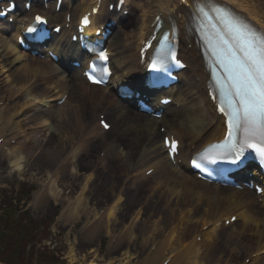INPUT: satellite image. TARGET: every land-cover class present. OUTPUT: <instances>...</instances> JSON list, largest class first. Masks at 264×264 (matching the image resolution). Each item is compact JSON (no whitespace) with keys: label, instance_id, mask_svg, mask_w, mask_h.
I'll list each match as a JSON object with an SVG mask.
<instances>
[{"label":"bare ground","instance_id":"6f19581e","mask_svg":"<svg viewBox=\"0 0 264 264\" xmlns=\"http://www.w3.org/2000/svg\"><path fill=\"white\" fill-rule=\"evenodd\" d=\"M33 1L28 11L16 1L19 10L12 15L14 24L0 22V156L14 167H7L8 174L22 171L21 178L26 175L37 183L36 209L46 213L59 205L58 218L69 223L81 221L72 237L70 255L67 252L69 264L79 238L83 246H94L92 257H96L101 237H107V251H122L120 264H158L170 251L176 254L167 264H264V259L255 256L264 249V208L253 195L197 180L186 173L187 165L179 169L184 159L222 133L219 121L212 124L204 88L193 85L185 91L180 80L165 90L172 97V104L166 107L173 115L170 120L134 112L113 93L129 76L139 79L142 69L137 50L151 32L150 23L156 15L164 28L171 23L180 28V56L193 71L197 69L193 38L187 35L193 5H186L191 0H128L132 16L128 15L107 40L113 73L104 87L84 82L80 76L83 65L80 69L68 65L71 58L82 61L83 53L64 37L75 30L70 22L94 0H65L60 13L54 12L53 5L44 11ZM217 1L232 6L264 30V0ZM34 11L44 13L51 23H62L60 17L65 16L64 23L69 24L49 44L60 54L57 62L31 57L16 47L20 24L28 22ZM181 76L182 81L197 79L190 76L189 69ZM84 87L99 90L97 101ZM65 94V100L54 105ZM104 99L112 107L108 111ZM91 103L93 115L106 114L110 123L107 132L100 130L91 116L90 126H85L82 112ZM120 119L129 124L114 130L116 136L107 139ZM158 125L165 128L160 139ZM170 134L180 147L173 161L162 145V136ZM99 135L102 142L95 139ZM149 137L151 142L139 144V138ZM231 215L238 216L232 225H218L219 218ZM245 258L250 261L246 263Z\"/></svg>","mask_w":264,"mask_h":264},{"label":"snow or ice","instance_id":"6c2138e0","mask_svg":"<svg viewBox=\"0 0 264 264\" xmlns=\"http://www.w3.org/2000/svg\"><path fill=\"white\" fill-rule=\"evenodd\" d=\"M199 2V0H198ZM210 12L220 14V22L223 27L216 29L210 23L214 34L213 52L217 64L222 69L223 99L220 111L227 117L228 131L222 144L215 146L216 158L229 159L237 164L245 155L246 150L254 152L264 161V36L257 35L245 26H241L222 14L219 9H209ZM209 11L204 7H198V14L208 20ZM159 20V17H157ZM46 21L40 15L35 17V24H44ZM89 24V18L82 20ZM27 32L37 41L46 39V33L37 26H31ZM168 36L163 38L167 43ZM98 58L102 61L109 59L107 52L101 50ZM167 58L179 63L175 55L169 49ZM160 61L153 62V69L159 67ZM106 69H101L97 78L96 68L92 67L86 75L93 83H103ZM104 128L110 125L101 121ZM165 146L170 152H177L178 142L165 138ZM203 159V158H202ZM196 167L201 165L193 160ZM235 219V218H234Z\"/></svg>","mask_w":264,"mask_h":264},{"label":"rangeland","instance_id":"374dc122","mask_svg":"<svg viewBox=\"0 0 264 264\" xmlns=\"http://www.w3.org/2000/svg\"><path fill=\"white\" fill-rule=\"evenodd\" d=\"M25 176L21 178L13 173L8 174L7 164L0 156V250L3 251L6 260H11L8 257H16L17 262L22 261L26 264H47L48 262L60 264L63 261L65 250L71 242V238L67 237L66 233L69 232L70 225L60 222L57 227L54 224V213L57 206L52 208V211L55 208L53 213L50 210L42 213L40 209L34 207L33 197L38 185ZM5 213L18 215L17 219L3 215ZM79 225L80 222L76 223L70 234L78 231ZM54 227H57L59 232H54ZM23 230L25 233L21 238L19 232ZM4 234L5 236H3ZM100 239L99 254L105 253L104 259L107 260L108 254L104 249L107 239L106 237ZM78 242L80 243L78 245L83 244L80 239ZM86 243L88 242L86 241ZM89 250L87 247L80 246L77 253L86 255ZM7 263L12 264L11 262ZM75 263H77L76 260Z\"/></svg>","mask_w":264,"mask_h":264}]
</instances>
